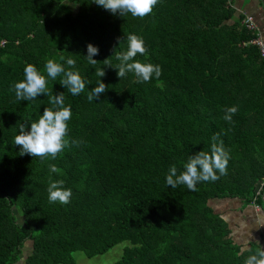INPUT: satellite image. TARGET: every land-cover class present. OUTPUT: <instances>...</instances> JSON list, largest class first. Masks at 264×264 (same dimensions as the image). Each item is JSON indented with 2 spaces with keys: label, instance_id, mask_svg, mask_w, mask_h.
Masks as SVG:
<instances>
[{
  "label": "trees",
  "instance_id": "16d2710c",
  "mask_svg": "<svg viewBox=\"0 0 264 264\" xmlns=\"http://www.w3.org/2000/svg\"><path fill=\"white\" fill-rule=\"evenodd\" d=\"M232 1L158 0L141 19L94 0H0V264H74V252L92 258L121 242L114 264H244L257 252L234 244L208 206L222 199L259 206L264 192L255 195L264 177V59L250 43L256 30L241 25ZM129 35L148 49L134 60L159 65L158 79L118 80L116 54ZM89 43L99 49L95 65L84 58ZM67 58L85 91L72 95L61 77L48 78V88L71 108L70 146L55 159L21 155L20 125L27 130L52 105L46 95L18 101L11 89L28 64L46 75L49 59L67 68ZM100 79L106 92L89 102ZM232 106L229 123L223 110ZM214 134L229 155L227 174L194 192L168 186L169 167L179 174L190 155L210 152ZM50 180L71 190L68 204L49 202Z\"/></svg>",
  "mask_w": 264,
  "mask_h": 264
},
{
  "label": "clouds",
  "instance_id": "9594fccd",
  "mask_svg": "<svg viewBox=\"0 0 264 264\" xmlns=\"http://www.w3.org/2000/svg\"><path fill=\"white\" fill-rule=\"evenodd\" d=\"M93 3L113 15L130 14L133 18L142 19L152 13L158 0H94ZM244 17L249 16H243V19ZM127 41V50L116 54V59L120 62L115 69L118 80L124 77L126 73H133L138 83L149 82L153 77L158 79L162 74L159 65L134 60L138 54L144 56L148 52L143 39L136 35H129ZM86 51L87 55L84 58L88 63L97 64L98 62L93 57L99 54V49L89 43L86 46ZM61 59L64 60L65 58L61 57ZM103 62L108 63V59ZM65 63L67 68L49 59L44 66L46 75L37 70L34 65L28 64L23 70L24 78L15 82L11 89L15 92L18 101L35 100L38 96L46 95L49 104L52 105L51 108H44L42 115L39 116L38 120L32 122L27 130H25V125H20L19 134L15 136L14 144L19 146L21 155L27 154L31 157L55 159L58 153L70 146L66 137L68 122L72 116L71 108L65 106L63 92L53 94L49 90L48 78L55 80L57 77H61L60 85L67 88L72 95H78L85 91V82L78 71L72 70L76 64L74 59L67 58ZM109 67H111L110 64ZM96 75L101 78L105 76V72L101 68L97 70ZM106 89L107 86L100 79L97 86L88 92V101L98 100L101 94L106 92ZM223 111L225 112L224 120L231 123L232 116L238 109L232 106ZM80 143L82 142L71 141V144L76 146H79ZM228 159L229 155L223 147V141H220L218 135L214 134L211 138L210 152L201 150L190 155L183 165L184 170L179 174L176 166L169 167L165 177L166 184L173 189L178 185H185L188 190L194 192L197 190V183L218 180L217 172L220 175H226ZM49 168L52 173L59 171L54 165H50ZM63 184V180H50L47 189L50 203L59 202L66 205L70 202L72 192L70 189H65ZM261 198L263 197L261 196ZM244 264H264V249L259 247L255 254L247 257Z\"/></svg>",
  "mask_w": 264,
  "mask_h": 264
},
{
  "label": "crops",
  "instance_id": "0c3cea01",
  "mask_svg": "<svg viewBox=\"0 0 264 264\" xmlns=\"http://www.w3.org/2000/svg\"><path fill=\"white\" fill-rule=\"evenodd\" d=\"M231 6L237 15L252 18L257 37L264 43V0H233ZM261 200L259 206L255 202L253 205L244 204L238 199L212 200L208 203L227 225L232 242L242 246V250L248 249L250 244L264 249V199Z\"/></svg>",
  "mask_w": 264,
  "mask_h": 264
},
{
  "label": "rangeland",
  "instance_id": "374dc122",
  "mask_svg": "<svg viewBox=\"0 0 264 264\" xmlns=\"http://www.w3.org/2000/svg\"><path fill=\"white\" fill-rule=\"evenodd\" d=\"M14 216L16 215V211H12ZM17 222L21 223V219L17 217ZM31 244L32 242L30 240H27L23 252L21 254V258L25 259V257L29 254L31 251ZM126 246L125 242H121L114 246L112 249H110L108 252H106L103 255H98L92 258H86L81 252H74L72 254L74 264H114L117 259L119 258L122 249Z\"/></svg>",
  "mask_w": 264,
  "mask_h": 264
},
{
  "label": "built area",
  "instance_id": "2783aa9c",
  "mask_svg": "<svg viewBox=\"0 0 264 264\" xmlns=\"http://www.w3.org/2000/svg\"><path fill=\"white\" fill-rule=\"evenodd\" d=\"M241 25L247 30V31H254L255 26L253 25L252 19L250 17H244V19L241 22ZM251 44L255 45L260 53V56L264 59V43L259 39L255 38L250 41ZM4 43L1 42V46ZM264 189V178L261 179V182L256 186L255 188V195L258 196L261 194V192ZM263 199V198H262Z\"/></svg>",
  "mask_w": 264,
  "mask_h": 264
},
{
  "label": "water",
  "instance_id": "95a60500",
  "mask_svg": "<svg viewBox=\"0 0 264 264\" xmlns=\"http://www.w3.org/2000/svg\"><path fill=\"white\" fill-rule=\"evenodd\" d=\"M260 2H261V0H260ZM261 4H262V3H261ZM262 197L264 198V193H263Z\"/></svg>",
  "mask_w": 264,
  "mask_h": 264
}]
</instances>
